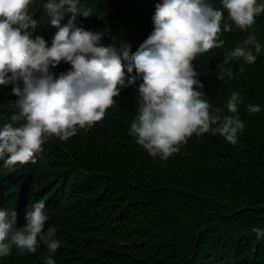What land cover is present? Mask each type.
Masks as SVG:
<instances>
[{
	"label": "trees",
	"instance_id": "obj_1",
	"mask_svg": "<svg viewBox=\"0 0 264 264\" xmlns=\"http://www.w3.org/2000/svg\"><path fill=\"white\" fill-rule=\"evenodd\" d=\"M103 1L81 3L95 7L98 15L88 17L89 25L105 37L110 31L102 21L112 12ZM115 2L120 25L104 39L118 49L130 44L135 52L153 30L160 1ZM209 2L222 9L220 0ZM131 13L146 22L131 24ZM224 17L223 46L192 63L204 85L198 89L202 98L218 114L232 115L227 101L233 92L240 94L238 115L245 128L235 145L211 132L193 134L167 160L153 158L129 135L137 81L114 98L104 121L68 140L47 137L35 162L4 167L0 161L1 203L18 210L47 199L44 231L55 229L52 238L60 241L56 264H264V239L252 231L264 229V52L252 65L242 58L223 63L249 34L264 45V13L247 31L226 10ZM224 23L231 31L223 30ZM250 104L261 111L250 113ZM1 105L0 124L23 123L11 120L14 112L3 106L2 96ZM49 254L44 243L34 253L13 247L0 264H44Z\"/></svg>",
	"mask_w": 264,
	"mask_h": 264
},
{
	"label": "clouds",
	"instance_id": "obj_2",
	"mask_svg": "<svg viewBox=\"0 0 264 264\" xmlns=\"http://www.w3.org/2000/svg\"><path fill=\"white\" fill-rule=\"evenodd\" d=\"M159 1L151 18L153 30L132 52L130 44L121 43L118 49L104 39L120 25L115 0L103 1L112 12L102 21L110 31L105 37L89 25L88 17L98 15L95 7L81 0H0V109L2 96L3 106L14 112L11 120L23 121L19 126L0 124L4 167L35 162L49 136L68 140L104 121L114 98L137 81L129 135L153 158L167 160L193 134L211 132L233 145L238 142L245 128L238 115L240 94L233 92L227 101L232 115L218 114L221 110L202 98L198 89L204 85L192 62L223 46L224 10L247 31L264 13V0H220L222 9L209 0ZM131 14V24L146 22L139 13ZM223 30L231 31V25L224 23ZM262 52L264 45L249 34L223 63L242 58L252 65ZM223 73L234 77L230 69ZM247 110L259 113L261 107L250 104ZM46 200L28 201L18 210L0 202V258L13 247L34 253L44 243L50 253L44 264H56L60 241L52 238L55 229L44 231ZM252 231L257 240L264 239V229Z\"/></svg>",
	"mask_w": 264,
	"mask_h": 264
}]
</instances>
